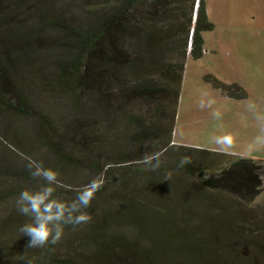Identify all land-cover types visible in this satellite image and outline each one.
<instances>
[{
  "label": "trees",
  "instance_id": "1",
  "mask_svg": "<svg viewBox=\"0 0 264 264\" xmlns=\"http://www.w3.org/2000/svg\"><path fill=\"white\" fill-rule=\"evenodd\" d=\"M214 27L206 0H0V264H216L205 233L174 223V242L160 236L177 201H167L165 212H137L155 196L144 191L158 189L167 169L197 173L203 187L248 204L261 193L264 160L238 156L208 174L210 156L225 154L175 144L174 119L168 123L176 119L186 61L204 57L203 33ZM177 54L183 60H172ZM204 78L224 95L249 96L235 81ZM6 109L34 121L51 154L23 146L28 133L13 141L1 125ZM146 156L152 164L144 163ZM184 157L191 162L180 166ZM75 159L89 161L91 176L102 184L84 210L91 221L66 226L56 245L28 247L20 228L30 219L5 205L44 184L31 176L29 161L54 170L81 165ZM197 161H204L199 170ZM128 179L139 185L134 199L121 198L115 186ZM61 182L55 195L64 202L84 187ZM206 220V236L214 231L215 237L223 222Z\"/></svg>",
  "mask_w": 264,
  "mask_h": 264
},
{
  "label": "rangeland",
  "instance_id": "2",
  "mask_svg": "<svg viewBox=\"0 0 264 264\" xmlns=\"http://www.w3.org/2000/svg\"><path fill=\"white\" fill-rule=\"evenodd\" d=\"M206 3L209 20L215 27L203 33L204 57L196 60L188 57L186 61L176 119L170 116L172 118L168 123L171 125L174 119L175 144L207 148L225 154L210 156L214 160L206 172L210 174L217 168L227 166L238 156L251 157L258 162L264 160V145L256 143L257 137L264 136V119H257L258 116L264 117V0H206ZM179 17L180 22H186L181 15ZM172 60L181 61L183 56L177 54ZM205 74H212L225 83L235 81L247 88L249 96L235 98L224 95L221 89L205 80ZM208 100L213 101L210 107L199 106L201 101L207 104ZM170 112L174 114V109ZM217 112L219 118L213 115ZM1 115L5 133L16 136L13 141L17 143L28 133L23 146L35 155L51 154L48 142L38 139L34 121L7 109ZM175 144L174 147L177 146ZM189 148L186 150L190 151ZM78 162L81 165H60V169H54L59 179L74 187L91 182L94 177L90 173L89 161ZM203 162H194L193 166L201 168ZM197 175L180 176L177 171L167 169L165 176L160 178L158 189H151V185L144 191L155 196L144 200L145 207H138L137 212L149 209L165 212L170 204L167 201L175 200L178 211L173 212V216L168 215V223L159 228L160 236L167 235L170 242H174L179 235L177 233L174 236L173 227L177 223L190 227L194 234L199 231L202 236L205 233L202 238L210 246V254L216 264H264V215L260 210L264 207V180L259 196L252 204H248L231 192L203 187ZM132 176L137 179V176ZM115 186L122 192L121 198L137 197L133 191L139 185L132 183L131 179L127 183L119 180ZM19 196L14 195L5 205L14 214H21L17 210ZM201 198L205 199L201 201ZM217 216L218 222H223V225L216 231L215 237L214 226H209L213 232L208 237L205 227L209 220L206 219H217ZM246 242L249 245L246 246ZM259 244L262 246L258 247Z\"/></svg>",
  "mask_w": 264,
  "mask_h": 264
},
{
  "label": "clouds",
  "instance_id": "3",
  "mask_svg": "<svg viewBox=\"0 0 264 264\" xmlns=\"http://www.w3.org/2000/svg\"><path fill=\"white\" fill-rule=\"evenodd\" d=\"M212 103V100H208L207 104L201 101L199 106L210 107ZM213 115L219 118L218 112ZM257 119H264V117L258 116ZM256 143L264 145V136L257 137ZM152 159L146 156L144 163L152 164ZM190 162L187 157H184L180 161V166ZM152 166L159 167V160L157 159L156 164ZM28 168L33 179L44 181V184L36 190L22 191L17 200V210L21 215L30 218V222L20 228L23 236L30 238L28 247L56 245L62 239L66 226L75 227L91 221V215L84 210L91 206L96 192L102 187L99 180H92L82 190H78L74 200L64 202L55 195L56 188L62 183L56 170L35 161H29Z\"/></svg>",
  "mask_w": 264,
  "mask_h": 264
},
{
  "label": "crops",
  "instance_id": "4",
  "mask_svg": "<svg viewBox=\"0 0 264 264\" xmlns=\"http://www.w3.org/2000/svg\"><path fill=\"white\" fill-rule=\"evenodd\" d=\"M246 90H247V88H246ZM247 93H248V91H247ZM249 94V93H248Z\"/></svg>",
  "mask_w": 264,
  "mask_h": 264
}]
</instances>
